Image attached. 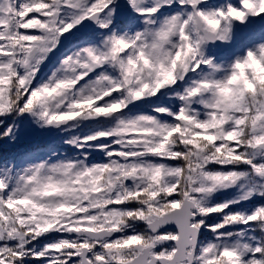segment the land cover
<instances>
[{
	"label": "snow or ice",
	"instance_id": "obj_1",
	"mask_svg": "<svg viewBox=\"0 0 264 264\" xmlns=\"http://www.w3.org/2000/svg\"><path fill=\"white\" fill-rule=\"evenodd\" d=\"M0 264H264V0H0ZM98 157V158H97Z\"/></svg>",
	"mask_w": 264,
	"mask_h": 264
},
{
	"label": "trees",
	"instance_id": "obj_2",
	"mask_svg": "<svg viewBox=\"0 0 264 264\" xmlns=\"http://www.w3.org/2000/svg\"><path fill=\"white\" fill-rule=\"evenodd\" d=\"M2 130L0 128V131ZM21 136L15 143H11L7 139L0 140V166L6 165L9 162L20 161L19 158L25 153H32L33 151H40V149L46 148L47 146H53L51 140H41L40 142L36 140L33 142V139H23ZM63 148L65 149V146Z\"/></svg>",
	"mask_w": 264,
	"mask_h": 264
},
{
	"label": "rangeland",
	"instance_id": "obj_3",
	"mask_svg": "<svg viewBox=\"0 0 264 264\" xmlns=\"http://www.w3.org/2000/svg\"><path fill=\"white\" fill-rule=\"evenodd\" d=\"M68 134L61 135L59 133H43L39 131H35L33 129H30L27 125H25V130L23 131V134L21 138H31L33 139V142L38 140L37 142H40L41 140L49 141L51 140V144L53 143V146L46 147L43 149H40V151H33L32 153L38 154V155H47L48 152L52 151L53 149L55 150H64V145H62L61 141L65 138H67ZM50 144V145H51ZM14 162H9L8 166H11V164ZM17 165H19L20 161H15ZM4 166V165H3Z\"/></svg>",
	"mask_w": 264,
	"mask_h": 264
}]
</instances>
